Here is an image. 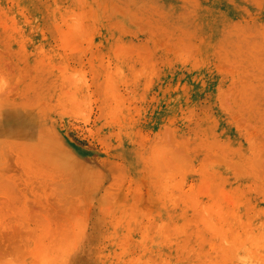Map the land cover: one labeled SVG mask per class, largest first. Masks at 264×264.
<instances>
[{
    "label": "rangeland",
    "instance_id": "rangeland-1",
    "mask_svg": "<svg viewBox=\"0 0 264 264\" xmlns=\"http://www.w3.org/2000/svg\"><path fill=\"white\" fill-rule=\"evenodd\" d=\"M0 264H264V0H0Z\"/></svg>",
    "mask_w": 264,
    "mask_h": 264
}]
</instances>
